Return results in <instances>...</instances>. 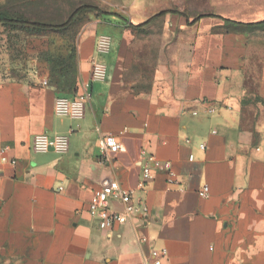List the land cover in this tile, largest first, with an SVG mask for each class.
Wrapping results in <instances>:
<instances>
[{"label": "crops", "instance_id": "1", "mask_svg": "<svg viewBox=\"0 0 264 264\" xmlns=\"http://www.w3.org/2000/svg\"><path fill=\"white\" fill-rule=\"evenodd\" d=\"M93 3L106 13L79 35L82 117L55 112L74 94L50 83L0 86V252L16 264H151L153 249L167 252L162 264H264V0ZM103 36L107 75L91 82ZM132 64L152 78L130 80ZM45 134L67 152L37 151ZM108 136L124 150L103 156ZM142 152L181 186L157 173L134 196L145 221L100 230L94 191L136 190Z\"/></svg>", "mask_w": 264, "mask_h": 264}, {"label": "rangeland", "instance_id": "2", "mask_svg": "<svg viewBox=\"0 0 264 264\" xmlns=\"http://www.w3.org/2000/svg\"><path fill=\"white\" fill-rule=\"evenodd\" d=\"M87 6L97 7L93 0H6L0 6V16L13 20L60 25L78 13L67 28L56 31L0 24V86L47 81L62 87L79 88L83 83L79 35L82 29L99 20V13L83 9ZM110 51L102 54L95 49L91 68L95 59L107 67L102 59ZM131 54L137 56L138 52ZM148 55L153 56L154 53ZM132 65L130 80L136 84L140 81L146 83V79L152 78V69ZM0 264H16L10 251L0 252Z\"/></svg>", "mask_w": 264, "mask_h": 264}, {"label": "built area", "instance_id": "3", "mask_svg": "<svg viewBox=\"0 0 264 264\" xmlns=\"http://www.w3.org/2000/svg\"><path fill=\"white\" fill-rule=\"evenodd\" d=\"M111 41L109 37L103 36L98 40L96 51L102 54L109 52ZM90 81L103 80L107 75V67L100 60H93ZM48 85L47 81L43 82ZM89 87L74 94L73 97H61L55 103V112L59 115H68L72 117H82L86 105L90 99ZM217 131L214 130L213 133ZM103 156L117 154L124 149L122 144L115 136H108L101 141ZM201 149L205 150L206 145L201 144ZM35 148L39 152L56 150L59 153H66L68 149V140L63 137L50 138L48 135H41L36 138ZM259 150V149H258ZM141 177L137 183L136 190H127L112 185H103L95 190L89 204L90 216L98 223V227L103 231H112L118 226L126 225L133 219L138 218L143 222L150 213V208L143 203H136L134 196L136 191L145 192L149 184L155 179L157 173L164 172L166 174L167 188L172 190L177 186H181L179 176L172 170V166L168 162L160 161L156 156L148 152L141 154ZM190 162L194 161L191 155ZM183 191V189H180ZM209 193L207 185L200 191L202 197H206ZM167 252L164 249H153L151 252V264H162L166 258Z\"/></svg>", "mask_w": 264, "mask_h": 264}, {"label": "trees", "instance_id": "4", "mask_svg": "<svg viewBox=\"0 0 264 264\" xmlns=\"http://www.w3.org/2000/svg\"><path fill=\"white\" fill-rule=\"evenodd\" d=\"M83 9L92 10V11H95L99 14H105L106 13L98 7L87 6V7H84ZM77 13H78V11H77ZM77 13L73 14L67 22H65L64 24H60V25H49V24L38 23V22L32 23V22H28V21L13 20V19H10V18L4 17V16H0V24L32 26V27L40 29V30H55L56 31V30H61V29L67 28L71 24V22L74 20V17ZM259 26H264V22L260 23ZM51 85L55 86L56 88L66 92V93L76 94L78 92V88L62 87L58 84H51Z\"/></svg>", "mask_w": 264, "mask_h": 264}]
</instances>
